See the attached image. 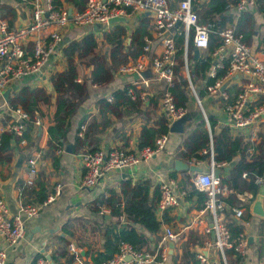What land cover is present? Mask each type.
Returning a JSON list of instances; mask_svg holds the SVG:
<instances>
[{"label":"crops","instance_id":"obj_1","mask_svg":"<svg viewBox=\"0 0 264 264\" xmlns=\"http://www.w3.org/2000/svg\"><path fill=\"white\" fill-rule=\"evenodd\" d=\"M59 1L61 2V7L71 11L77 9L70 1ZM169 1L171 6L174 7L180 0ZM254 10L255 9H252L255 15ZM256 15L258 18L254 17L255 21H258V24H261L260 21H262V27H264V20H261L259 13ZM31 16L32 4L30 0H0V17L7 21L11 29L28 25ZM120 17L125 18V20L112 24L120 23L125 26L128 32L126 40L127 45L130 42L131 33L139 24V20L141 18H147L150 39L146 41V44H149V50L146 52V56L152 58L160 53V40L152 28V20L149 16L141 12L127 9L126 13ZM112 24H106L102 29L98 30H93L92 27L88 26H73L70 24L62 32V47L64 48L73 40H79L85 33L91 30L95 32L98 37L99 47L100 45L106 47L107 51L105 54H107L110 47L102 42L101 32ZM262 27L260 31L263 33L262 36H264V28ZM50 30L51 28H46L28 38L25 43L27 52L31 53L35 39L40 38L42 40H47ZM257 32L252 41H248V43L251 44L254 51L256 50L258 52L259 50L262 51V49L257 45V38H259ZM63 48L61 51L50 56L48 62L42 67L39 74L11 80L3 90L2 95H0L1 129L10 119L9 112L12 103L16 104L15 106L24 108L27 99L16 97L17 94L20 92L22 93L23 89H41L46 94L45 100L39 101L38 105L41 116L35 117L37 120L38 117L41 120V123L37 124L38 138L36 140V147L41 151L33 149L28 155L27 151H24L26 140L25 143L22 144L20 141L16 142L14 139L10 142L8 151L0 150V199L4 202L6 215H20L25 227L24 236L16 244L8 245L0 237V250L3 249L6 252V264H31L34 258L38 254H41L40 248H42L45 243V252L51 258V255L56 254L59 249L63 248L65 250L66 244L69 242L74 243L80 249L81 255L90 262L89 257L85 255L86 251L88 249L102 250L104 242L103 232L107 225L130 223L133 221L132 217L134 214L130 213L129 205L131 200H133V190L135 186L139 185L142 187L147 185L143 197H145L146 203L151 206H157L158 196L155 189H159V186L163 183L169 184L179 197L178 206L170 208L163 213H159L155 209L157 219L163 221L157 235L151 236L152 243L148 249L158 248L166 250L168 258L164 262H156L154 264H173L171 255L182 242L187 240L189 234L192 232H198L200 236H202L203 241L201 247H195V252L199 249H203L205 243L210 242L211 244L213 235L203 233L208 215L200 216L199 211L201 209L196 207L197 198L195 196H193L192 199L185 198L190 189L189 186L186 185L187 181L191 183V176L194 172L190 170L178 171L174 167V161L180 160L188 165L201 168V171L209 170L210 157L207 160L201 161L200 159H195L194 157L187 158L183 155L185 152L183 141L194 128L193 122L195 121L196 115H194L193 119L186 125L183 133L176 134L168 132V141L165 148L148 161H142L132 168L123 169L121 171H110L106 173L101 182L93 188H82L80 186V180L84 172L79 157V152L82 149H102L104 151L112 149H133L134 146L137 147L140 132L144 126L156 127L158 119L165 117L167 119V126L169 127V118L160 104L162 84L154 77L149 80L148 84L139 82L135 86L136 90L139 91V99L142 103L139 113L135 110L128 109L126 106L116 107L112 111L102 110V105L99 102L103 98L107 99V96L112 95V93L118 89H122L124 86L129 85L130 80L128 77L119 76L115 73L111 81L107 84L98 86L89 83L86 96L78 103L74 113L70 116L69 129L65 138L60 142L59 148L54 150L48 148L47 128L51 125L55 110V93L50 81V76L66 70L67 66L63 56ZM125 50H127V46ZM190 51V56L194 58V48L192 47ZM187 59L189 65H192V61L188 56ZM148 61L149 59L146 63H148ZM89 79L90 68L78 67L77 82L89 81ZM193 83L197 94L201 87H205V83L203 82L201 84L198 82ZM197 86L200 88L197 89ZM229 88L230 86L227 89ZM6 90H8L9 93L5 98L4 92ZM189 97L193 99L190 92ZM204 98L215 100L213 105H211L209 100L208 106L212 110V113H209V115L216 119V133H219L223 130V123L226 120V117L216 109L217 105L221 103V100L209 93ZM204 98L200 101L203 102ZM194 109V104L189 100L187 112L194 113ZM82 125L85 126L84 129H82ZM205 127L208 133L211 134L210 126L208 128L205 124ZM252 130L255 131L256 139L258 132L264 133V128L260 126H256ZM226 135L229 136L230 133L226 131ZM76 138L85 140L81 148L73 151ZM131 141H133V143ZM68 145L71 146V152L66 150ZM21 154H25L26 157L22 162V166L16 169L15 163ZM32 154H39V159L37 162L38 173L35 183L27 187L30 190H34L31 199L36 200V192H42L45 195V198L41 201L43 202L48 195L55 192L56 185H59V193L51 203L42 206L37 217L26 219L19 211L21 205L27 203L24 202L26 196L23 198L20 196L17 184L19 180H23L24 183L26 175L25 160ZM221 162L226 163V165L221 168L222 172L220 173L221 176H225L230 168V163H227L226 160H220L217 163ZM226 167L228 170L224 169ZM100 194H104L105 198L109 200L108 203L110 205L102 210L103 213L102 211L100 213L96 212L95 200ZM248 194L249 195L244 198L243 203H248L250 201L249 209L246 210L244 208L243 216L239 219L234 218L231 214L232 220L243 227L242 233L247 236L248 240L246 253L242 256L243 259L238 263L233 262L232 264H264V217H259L251 212L250 205L255 197L252 199L251 194ZM112 198L117 200V202L112 200ZM34 202L36 203L27 204L41 203L37 201ZM225 220L230 229L229 225L232 221L226 216ZM135 226L139 230L142 228H140L138 224ZM165 227H170L175 232L176 238L173 241L163 240V230ZM155 236L160 237V239H157ZM170 242L173 243L172 253H170ZM207 255L215 264H219V254L215 252L212 247L208 248ZM54 262L56 264H65L64 256L57 257Z\"/></svg>","mask_w":264,"mask_h":264},{"label":"built area","instance_id":"obj_2","mask_svg":"<svg viewBox=\"0 0 264 264\" xmlns=\"http://www.w3.org/2000/svg\"><path fill=\"white\" fill-rule=\"evenodd\" d=\"M32 4V16L28 25L21 28L11 29L6 20L0 17V95L8 83L17 78L37 75L42 67L48 62L50 56L61 51L63 30L68 25L92 27L95 23L107 24L108 19L122 16L127 9L146 14L152 20V28L156 32L161 45L158 55L149 58L146 52L149 44L143 47L141 56L133 61L120 66L116 73L119 76L128 77L130 88L128 95L136 98L132 87L139 82L148 84L150 79H142L140 72L145 69L146 61L151 62V71L154 78L162 84L160 104L168 118L179 119L187 113V106H177L171 88L175 84L176 61V35H183V68L182 72L188 83V90L195 102L201 107L196 88L191 79L189 62L187 59L189 36L192 34L191 43L194 50H198V56H210L212 66L207 73L208 77L215 78L216 71L224 67L227 61L225 74L206 86L207 92L220 99L216 107L226 117L223 130L233 137L243 136L246 140L256 139V126L264 128V52H258L252 48L241 33L236 30L238 16L249 9V0H237L228 3L227 10L232 13V19L220 26L219 23L198 21V15L193 10L192 0H180L174 7L169 0H84L81 9L69 11L64 7L57 8L53 0H30ZM255 12V10H254ZM258 12H256L257 14ZM264 20V13L259 14ZM51 28L47 40L37 38L32 45L31 53L25 48L28 38L41 30ZM217 35L220 40L219 46L208 50L209 38ZM198 57V58H199ZM137 76V78H135ZM230 86V90L227 89ZM109 102L113 101L112 95L107 96ZM10 119L1 127V133H9L20 138V143H25L22 138L27 128V122L31 119L28 111L20 106L10 109ZM206 125L209 128L207 115H204ZM35 124L39 122L35 118ZM170 123V121H169ZM82 125V129H84ZM210 134V133H209ZM81 135V133H80ZM210 137V165L208 171L194 172L191 183L195 189L205 193L204 207L199 211L200 216L208 215L207 223L203 228L204 234H212L210 242L205 243L203 249L196 252V258L201 264H215L207 255V250L212 247L221 258L222 264L226 261L225 250L231 249L236 254L244 256L248 246L247 236L240 232L232 237L228 224L225 220V211L230 210L234 218L243 216V207L227 206L224 198L232 194L226 186L220 182V174H215L216 169H221L225 162L217 163L212 154V136ZM168 141V133L155 137L153 144L135 147L132 149H82L79 152L81 166L84 169L80 180L82 188H93L97 186L106 173L110 171H121L132 168L134 165L148 161L150 158L162 151ZM133 143V141H131ZM39 154H32L25 160L26 175L24 186H32L35 183ZM246 173L242 174L245 177ZM256 184L264 183L263 176L256 177ZM59 193V185L55 192L39 204H23L19 211L26 219L35 218L39 215L42 206L51 203ZM248 193L238 194L236 197L240 202L248 196ZM179 197L171 186L163 183L159 186V197L156 210L159 213L178 206ZM103 213V211H102ZM200 221V220H199ZM202 221V220H201ZM25 234L23 219L20 215L7 216L4 202L0 199V237L8 245L16 244ZM163 240L173 241L175 232L170 227L163 230ZM46 243L40 248L42 258L38 264H56L45 252ZM66 258L72 260V264H91L81 255L80 249L72 242L66 244ZM129 257L127 260L126 258ZM49 258V259H48ZM168 253L163 249L134 250L128 244H123L120 252L113 258L102 264H154L164 262ZM6 252L0 250V264H6Z\"/></svg>","mask_w":264,"mask_h":264},{"label":"trees","instance_id":"obj_3","mask_svg":"<svg viewBox=\"0 0 264 264\" xmlns=\"http://www.w3.org/2000/svg\"><path fill=\"white\" fill-rule=\"evenodd\" d=\"M70 1L74 7L81 9L84 6V0H66ZM237 0H192L193 10L198 15V21L200 23L205 22H217L220 26L229 22L232 19V13L227 10L226 5L228 3H235ZM251 6L248 10L242 12L237 19L236 30L241 33L244 39L251 42L255 36L258 25L254 18L252 9H255V14L264 13V0H249ZM53 4L59 8L61 2L59 0H53ZM102 42L110 47L107 54L99 53L98 37L93 31H88L79 40H73L69 42L63 48V56L66 60V70L61 73H55L50 76V81L55 93V110L52 118L51 125L47 128L48 140L47 145L51 150L57 149L60 146V142L65 138L69 129V119L74 113L78 103L87 94V86L91 85H104L111 81L118 68L130 60L133 61L143 51V47L146 41L150 39L148 32L147 18H141L138 26L130 35V42L127 45L126 40L128 32L123 24L116 23L110 25L107 29L101 32ZM192 34L189 36L187 56L192 61V65H189L191 79L193 82L205 83V87H201L198 93V97L202 100L208 95L206 86L214 82L215 79L222 77L225 74L228 62H224V67L216 71L215 78L208 77L212 66V59L210 56L199 57L197 59L190 56L192 43ZM176 60L177 65L175 70V84L171 88V92L174 96L177 106H187L189 97L188 83L183 75V35H176ZM220 40L217 35H211L208 43V50H213L219 46ZM257 45L264 52V36L257 38ZM127 46V50L125 47ZM257 47V48H258ZM258 48V50H259ZM90 68L89 81L77 82L78 67ZM130 84L124 86L122 89L112 93L113 101L109 102L106 98L101 99L99 102L102 105V110H113L119 106H126L130 110L140 112L142 105L139 99V91L136 87H132L136 93V98L132 99L128 95V89ZM27 96V98H26ZM21 99H27L24 109L29 112L31 119L27 122V128L22 138L26 140L24 151H27L29 155L31 151H41L36 147L37 125H35V117L41 116V111L38 107L39 101H44L46 94L41 89H26L22 90V93L16 95ZM16 104L12 103L11 108ZM195 111V110H194ZM193 122L194 128L189 132L186 139L183 141L184 156L187 158L194 157L201 161L207 160L210 157V137L205 127V119L201 115L195 116ZM210 131L212 135V154L216 162L220 160H226L230 163V168L225 176L220 177L222 186H226L229 190H232V194H228L224 201L227 206L243 207L246 210L249 209L248 203H243L238 200L236 195L250 193L252 199L256 196L259 185L256 184L255 178L263 176L264 174V133L258 132L257 139L254 141L246 140L243 136H228L226 131L222 130L216 133V119L209 114L207 115ZM169 127L167 126V119L161 117L158 119L156 127L144 126L140 132L137 147L152 145L156 136L160 134H167ZM14 139L16 142L20 141V138H14L9 133H0V150L8 151L10 142ZM84 140L75 139V145L73 151L78 150L84 144ZM94 149H90L92 151ZM204 151V152H202ZM246 173L245 177L242 174ZM173 176V175H172ZM189 191L186 194V199H192L195 196L196 207L202 209L206 195L203 192L198 191L194 186L187 181ZM18 190L20 196L27 203L41 202L45 195L42 192H36V200H32L33 189H29L23 184V180H19ZM147 185L135 186L133 190V200H131L129 209L130 213L134 214L132 222L130 223H115L109 224L105 227L104 242L102 250H90L86 251V256L89 257L91 264H102L107 260L113 258L120 252V248L123 244H128L134 250L140 251L142 249H148L151 241V236L157 235L160 230V225L163 220L157 219L155 215L156 207L146 203L143 193L145 192ZM157 196L159 197V189H155ZM32 201H31V200ZM112 200H115L112 198ZM117 202V200H115ZM109 200H107L104 194H100L96 197V212L100 213L105 207L110 206ZM158 202V201H157ZM25 203V204H27ZM116 204V203H115ZM232 212L230 210L225 211V216L232 221L230 226L231 236L235 237L243 231V227L231 218ZM103 216V215H101ZM138 224L141 229L139 230L135 225ZM157 239L160 237L155 236ZM66 243L65 239L63 238ZM202 236L198 232H192L189 234L187 240L182 242L171 255L173 264H201L196 258L195 247L202 246ZM66 256L65 250L59 249L56 254L51 255V259L55 260L57 257ZM226 261L228 264L233 262H240L243 257L236 254L231 249L225 250ZM39 258H42V254H38L31 264H37ZM85 259V258H84ZM72 260L66 258L65 264H71ZM219 264H222L219 256Z\"/></svg>","mask_w":264,"mask_h":264},{"label":"water","instance_id":"obj_4","mask_svg":"<svg viewBox=\"0 0 264 264\" xmlns=\"http://www.w3.org/2000/svg\"><path fill=\"white\" fill-rule=\"evenodd\" d=\"M71 12V10H69ZM125 20V18L117 16V17H113L108 19L107 24H112L115 22H123ZM104 27V24L102 23H95L92 25L93 30H98V29H102ZM194 59H196L198 57V50H194ZM140 77L142 79H152L154 76L151 72V62H148L146 68L144 70H142L140 73ZM135 78H137V76H135ZM200 87L197 86V89H199ZM9 91L6 90L4 92V97L6 98V96L8 95ZM194 117V113L192 112H187L185 113L182 117H180L177 120H172L171 118L169 119L170 121V125H169V132L170 133H183L185 131L186 125L193 119ZM38 124L41 123L40 118L38 117ZM66 150L68 152H71V146L68 145ZM26 155L25 154H21L15 163V168L18 169L22 166V162L24 161ZM174 167L176 170L178 171H182V170H190L192 172H200L201 168L196 167V166H192V165H188L180 160H175L174 161ZM225 170H228V168H224ZM222 172V169H216L214 171L215 174H220ZM250 210L253 214L259 216V217H264V184H261L259 186L258 192L253 200V202L250 205ZM170 247V253H172V248H173V243L170 242L169 244ZM49 259V258H48ZM127 260L129 259V257L126 258Z\"/></svg>","mask_w":264,"mask_h":264},{"label":"rangeland","instance_id":"obj_5","mask_svg":"<svg viewBox=\"0 0 264 264\" xmlns=\"http://www.w3.org/2000/svg\"><path fill=\"white\" fill-rule=\"evenodd\" d=\"M254 17L255 18H258L257 17V15L255 14L254 15ZM260 23L261 24H258V21H256V25H258V32H257V34H258V36L259 37H261L262 36V32L260 31V28L263 26V24H262V21H260ZM262 28H264V27H262ZM106 51H107V49H106V47L104 46V45H100V47H99V53L101 54V53H106ZM209 97V96H208ZM191 100V102L194 104V107H195V111H194V115H199V116H203L204 117V115H207V114H209V113H212V110L209 108V106H208V103H209V100H210V102H211V105H213L214 103H215V100H212L211 98H204V100H203V102H201V107H202V109L200 108V106L195 102V100H194V98L192 99H190Z\"/></svg>","mask_w":264,"mask_h":264}]
</instances>
